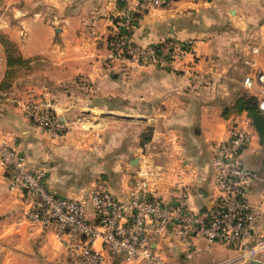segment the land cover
Here are the masks:
<instances>
[{
  "label": "crops",
  "instance_id": "0c3cea01",
  "mask_svg": "<svg viewBox=\"0 0 264 264\" xmlns=\"http://www.w3.org/2000/svg\"><path fill=\"white\" fill-rule=\"evenodd\" d=\"M121 4L0 0V91L17 85L19 92L53 102L70 130L49 137L1 95L0 128L12 134L30 168L46 171L49 188L59 196L86 199L94 189H107L127 202L149 146L153 165L164 167L150 196L171 201L181 192V179L189 205L203 209L219 193L213 145L247 119L253 137L239 161L260 176L248 188V199L256 204L264 188V146L238 103L246 95L262 96L261 85L248 88L244 77L264 73V0H168L139 12L137 43L192 41L193 53L169 69H129L109 60V32ZM145 133H151L147 142ZM11 175L0 159V264H78L67 248L73 236L59 237L54 226L20 219L26 203L9 189ZM87 216L96 218L91 208ZM259 225L264 233V216ZM155 242L162 259L156 264H249L223 243L207 250L203 239L195 238L197 251L188 258L173 232ZM95 248L103 253V264H153L127 261L99 239Z\"/></svg>",
  "mask_w": 264,
  "mask_h": 264
},
{
  "label": "built area",
  "instance_id": "2783aa9c",
  "mask_svg": "<svg viewBox=\"0 0 264 264\" xmlns=\"http://www.w3.org/2000/svg\"><path fill=\"white\" fill-rule=\"evenodd\" d=\"M117 8L109 32V60L126 68L158 65L167 69L194 51L192 41L169 37L153 44L142 45L135 41L137 14L159 7L168 0H116ZM258 49H254L257 51ZM254 82L262 87L258 108L264 113V73L248 74L244 85L252 88ZM23 110L25 117L49 137L59 138L70 130L49 100L34 95L22 97L17 88L0 91ZM249 121L232 125L213 145L212 168L218 196L215 202L203 209L189 205L185 183L181 191L169 202L150 196V185L163 178V166L153 165L149 146L144 148L143 162L136 172L130 198L127 202L117 199L107 189H94L86 199L59 196L48 185L46 171L32 169L19 156L15 138L0 128V159L12 175L9 189L19 194L26 203L20 217L32 225L56 228L59 237L73 236L67 248L78 264H103V253L95 248L96 240L113 254L122 255L127 261L162 262L153 245L163 242L173 232L183 244L188 258L197 251L193 240L201 238L204 248L223 243L237 249L249 263L262 261L264 233L259 222L264 216V188L260 199L252 204L248 199L250 184L259 180V174L244 167L239 157L251 143ZM91 208L96 218L87 216Z\"/></svg>",
  "mask_w": 264,
  "mask_h": 264
},
{
  "label": "trees",
  "instance_id": "16d2710c",
  "mask_svg": "<svg viewBox=\"0 0 264 264\" xmlns=\"http://www.w3.org/2000/svg\"><path fill=\"white\" fill-rule=\"evenodd\" d=\"M238 105L240 109H244L249 113L252 124L260 138L261 145L264 146V113L258 108L257 98L249 95L243 96V98L239 100ZM150 135L151 133H145L143 135V142H147L150 139Z\"/></svg>",
  "mask_w": 264,
  "mask_h": 264
},
{
  "label": "rangeland",
  "instance_id": "374dc122",
  "mask_svg": "<svg viewBox=\"0 0 264 264\" xmlns=\"http://www.w3.org/2000/svg\"><path fill=\"white\" fill-rule=\"evenodd\" d=\"M13 87H14V88H17V89L19 90V87H18L17 85H16V86H15V85L12 86V88H13ZM20 93H21L22 97L25 96V95H31L30 92H25V91H23V93H22V92H20ZM262 257H264V254H263Z\"/></svg>",
  "mask_w": 264,
  "mask_h": 264
},
{
  "label": "water",
  "instance_id": "95a60500",
  "mask_svg": "<svg viewBox=\"0 0 264 264\" xmlns=\"http://www.w3.org/2000/svg\"><path fill=\"white\" fill-rule=\"evenodd\" d=\"M128 118H132V117L128 116ZM249 264H264V262L263 261H254V262L249 263Z\"/></svg>",
  "mask_w": 264,
  "mask_h": 264
}]
</instances>
